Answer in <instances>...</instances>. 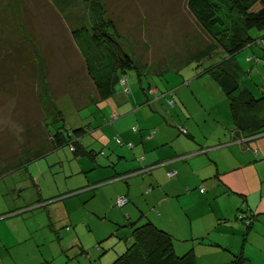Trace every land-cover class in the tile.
<instances>
[{
  "label": "rangeland",
  "instance_id": "obj_1",
  "mask_svg": "<svg viewBox=\"0 0 264 264\" xmlns=\"http://www.w3.org/2000/svg\"><path fill=\"white\" fill-rule=\"evenodd\" d=\"M95 1L100 20L113 23L123 52L135 65L115 94L133 95L138 102L150 86V94L175 92L186 102L196 95L224 105V92L207 72L223 54L189 13L187 0ZM62 5L60 10L53 0H0V218L16 209L0 230L8 234L5 239H16L18 245L2 253L9 252L19 264H99L113 234L104 226L88 230L89 202L80 195L87 189L78 186L82 173L77 165V160L89 161L87 156L75 159L70 145L48 154L54 151L50 137L55 132L85 129L79 141L88 150L105 136L102 129L112 128L107 100L93 101L98 96L94 83L71 38L72 29L81 26L78 15L89 7L82 0ZM91 18L87 13L83 24L91 26ZM206 49L214 53L196 59ZM246 81L254 83L249 77ZM113 140L97 144L99 159L109 155ZM77 141L71 134V142ZM57 156L62 163L50 161ZM62 207L64 216L58 214ZM122 230L115 234L121 237ZM106 252L114 250L109 246Z\"/></svg>",
  "mask_w": 264,
  "mask_h": 264
},
{
  "label": "crops",
  "instance_id": "obj_2",
  "mask_svg": "<svg viewBox=\"0 0 264 264\" xmlns=\"http://www.w3.org/2000/svg\"><path fill=\"white\" fill-rule=\"evenodd\" d=\"M237 54L233 60L242 71L240 82L256 98L264 96V70L255 60L262 55L258 44ZM153 92L144 93L138 102L133 95L123 94L105 101L113 129H102L105 136L97 144L105 146L109 137L119 138L123 144L131 143L132 150L113 140L105 159L85 155L89 161L77 160L82 173L77 185L87 189L80 195H84L81 201L89 202V232L104 229L100 226L113 231L98 263L110 264L116 258L123 249L116 240L118 225L135 221L150 222L169 234L173 253L181 256L191 251L196 264H237L236 256L244 258L245 264H264V132L246 138L234 131L225 94L220 106L196 95L186 102L179 93ZM238 138L245 140L238 143ZM97 144L90 146L91 154L97 153ZM142 168L145 171L140 172ZM116 175L125 177L111 180ZM120 196L129 200L122 209L112 206ZM14 211L3 213L0 224L13 218ZM58 211L66 214L63 207ZM244 212L250 216L240 220ZM121 234L129 235V230ZM7 236L0 230V264H19L9 252L2 253L18 245L14 237ZM109 246L113 253L106 252Z\"/></svg>",
  "mask_w": 264,
  "mask_h": 264
},
{
  "label": "trees",
  "instance_id": "obj_3",
  "mask_svg": "<svg viewBox=\"0 0 264 264\" xmlns=\"http://www.w3.org/2000/svg\"><path fill=\"white\" fill-rule=\"evenodd\" d=\"M82 1L87 3L88 12L82 16L78 15L81 26L72 29L71 38L84 60L87 74L94 83L99 100H107L116 93L115 89L119 81L123 80L127 71L135 69V65L131 58L123 52L113 23H104L100 20L101 12L96 1ZM53 2L58 9L63 10L62 3L72 4L73 0H53ZM186 6L197 24L217 42V47L214 50L223 54L221 61L216 64L213 61L207 72L227 97L234 131L246 138L264 132V96L256 98L243 86L240 82L242 71L233 60L237 53L247 46L251 47L253 43H257L262 55L256 57L255 60L264 66V0H187ZM87 13L92 16L91 26L83 24ZM227 14L234 16L236 22H233L231 16ZM214 50L206 49L200 52L196 59L200 54L204 56L208 52L214 53ZM212 57L214 55L209 56L210 59ZM150 90L148 86L144 93H148ZM168 105L172 107V102H169ZM180 131H185L182 133L187 134L185 129H180ZM71 134H76L77 142H71ZM84 134H86V130L82 128L67 131L66 134L59 132L51 134L53 136L50 139L54 151H48V154L53 155L59 149L70 145V152L75 156V159L78 155H92L93 158H99L98 153L91 154V149L85 150L82 147L79 138ZM153 134L154 131L149 136ZM116 139L119 138H115V143H117ZM244 140L245 138H238L236 141L241 143ZM118 141L121 146L132 150L131 143L123 144L120 139ZM101 151L100 153H102ZM36 158L38 159L40 156L37 155ZM142 159L140 158L138 161ZM50 161L62 163L58 156ZM139 171H145V169L142 168ZM26 174L30 179L29 171ZM169 174H167L168 177L173 175L172 172L171 176ZM124 177L125 175H116L111 180H121ZM118 198H124L126 203L118 206L116 203ZM128 203L127 197L120 196L114 200L112 206L122 209ZM248 216H250L249 212H244V216H241L240 220ZM245 224L249 226L247 221ZM118 226L119 228L123 227V230L128 229L129 235L116 236V240L123 246V249L115 252L117 256L110 264H196L191 251L181 256L173 253V244L169 234L156 228L150 222L141 224H137L135 221L125 222ZM120 252L123 253L120 254ZM236 263L245 264V259L236 256Z\"/></svg>",
  "mask_w": 264,
  "mask_h": 264
},
{
  "label": "built area",
  "instance_id": "obj_4",
  "mask_svg": "<svg viewBox=\"0 0 264 264\" xmlns=\"http://www.w3.org/2000/svg\"><path fill=\"white\" fill-rule=\"evenodd\" d=\"M182 132H184L185 133V131H182ZM117 143H119V141L117 140ZM172 174L170 173L169 174V176H171ZM203 190L201 189L200 190V192H202ZM126 203V200L124 199V198H121V199H119L118 201H117V204L119 205V206H122V205H124Z\"/></svg>",
  "mask_w": 264,
  "mask_h": 264
},
{
  "label": "bare ground",
  "instance_id": "obj_5",
  "mask_svg": "<svg viewBox=\"0 0 264 264\" xmlns=\"http://www.w3.org/2000/svg\"><path fill=\"white\" fill-rule=\"evenodd\" d=\"M119 199H121V198H118L117 201H118ZM117 201H116V203H117ZM117 205H118V204H117ZM118 206H119V205H118Z\"/></svg>",
  "mask_w": 264,
  "mask_h": 264
}]
</instances>
